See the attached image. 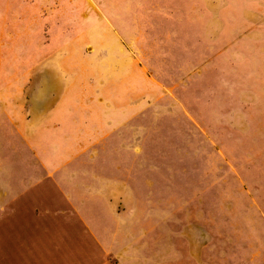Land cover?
I'll list each match as a JSON object with an SVG mask.
<instances>
[{
    "label": "crops",
    "instance_id": "crops-1",
    "mask_svg": "<svg viewBox=\"0 0 264 264\" xmlns=\"http://www.w3.org/2000/svg\"><path fill=\"white\" fill-rule=\"evenodd\" d=\"M205 34L194 0H0V86H30L31 107L70 86L24 123L0 114L1 264L106 263L126 216L112 181L140 160L116 150L157 146L137 139L148 102L188 96Z\"/></svg>",
    "mask_w": 264,
    "mask_h": 264
},
{
    "label": "rangeland",
    "instance_id": "rangeland-1",
    "mask_svg": "<svg viewBox=\"0 0 264 264\" xmlns=\"http://www.w3.org/2000/svg\"><path fill=\"white\" fill-rule=\"evenodd\" d=\"M194 5L205 55L188 96L148 102L154 130L135 136L157 146L116 150L140 160L126 181L111 180L110 203L126 216L105 264H264V0ZM68 82L48 85L54 98L34 107L30 86H0L23 96L1 100L0 114L14 125L41 115Z\"/></svg>",
    "mask_w": 264,
    "mask_h": 264
}]
</instances>
